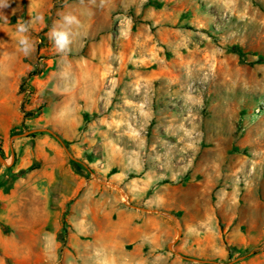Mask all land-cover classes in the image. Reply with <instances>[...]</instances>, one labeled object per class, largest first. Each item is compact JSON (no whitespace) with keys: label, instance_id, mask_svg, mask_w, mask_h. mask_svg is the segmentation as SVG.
Segmentation results:
<instances>
[{"label":"rangeland","instance_id":"1","mask_svg":"<svg viewBox=\"0 0 264 264\" xmlns=\"http://www.w3.org/2000/svg\"><path fill=\"white\" fill-rule=\"evenodd\" d=\"M6 2L0 264H264V0Z\"/></svg>","mask_w":264,"mask_h":264},{"label":"crops","instance_id":"2","mask_svg":"<svg viewBox=\"0 0 264 264\" xmlns=\"http://www.w3.org/2000/svg\"><path fill=\"white\" fill-rule=\"evenodd\" d=\"M150 230L140 226L104 230V264H155L156 251L150 245L147 246L151 240ZM110 246L119 248L116 258L114 254L111 255ZM163 256L169 258L168 255ZM194 264L202 263L196 261Z\"/></svg>","mask_w":264,"mask_h":264},{"label":"clouds","instance_id":"3","mask_svg":"<svg viewBox=\"0 0 264 264\" xmlns=\"http://www.w3.org/2000/svg\"><path fill=\"white\" fill-rule=\"evenodd\" d=\"M0 7H7L6 0H0ZM64 22L66 24L72 23L73 18L66 16V17H64ZM16 29H17V33H18V44L20 46L19 51L23 52L24 54H27L29 44H28L27 38L23 35L24 33L27 32V25L24 22H18ZM51 37L55 38L54 42H55L58 50H60L64 47L66 40H67V35L65 32L53 30V32L51 33Z\"/></svg>","mask_w":264,"mask_h":264},{"label":"trees","instance_id":"4","mask_svg":"<svg viewBox=\"0 0 264 264\" xmlns=\"http://www.w3.org/2000/svg\"><path fill=\"white\" fill-rule=\"evenodd\" d=\"M36 73H37V72H35V71H33V72H30V73H28V76L35 75ZM72 163H73L74 167H77V168H79V167H80V164H79L77 161H75V160H72Z\"/></svg>","mask_w":264,"mask_h":264}]
</instances>
